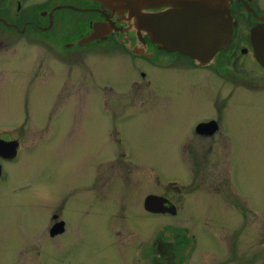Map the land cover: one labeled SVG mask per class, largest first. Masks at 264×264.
Returning <instances> with one entry per match:
<instances>
[{
    "label": "rangeland",
    "instance_id": "rangeland-1",
    "mask_svg": "<svg viewBox=\"0 0 264 264\" xmlns=\"http://www.w3.org/2000/svg\"><path fill=\"white\" fill-rule=\"evenodd\" d=\"M260 2L264 7V0ZM2 28L0 136L18 139L20 151L16 162L6 163L8 181L0 187V264H30L38 257L46 264L162 263L156 241L175 246L174 264H264V138L245 134L248 145L245 141L239 153H228L237 163L239 159L243 217L235 201L214 200L206 186L194 191L189 184V193L204 200L180 201L183 211L176 216L145 213L136 198L140 189L127 188L131 181L134 186L144 183V194L154 191L155 174H139L138 168L127 175L117 166L112 172L117 171L118 179L130 180L122 187L117 182L111 186V148L128 146L131 158L123 163L152 169L164 181L183 177L188 183V154L179 148L181 122L172 114L185 113L190 120L209 111L197 98L199 82L180 79L169 86L170 93L165 87L157 94L152 106L138 105L148 90L135 76L137 86L128 88L129 72H121L123 54L89 48L75 61L74 52L64 49L57 58L47 35L19 39ZM94 61L105 71L101 81L113 90L91 86ZM113 62H118L115 67ZM106 66L113 68L107 71ZM91 96L97 97L87 99ZM191 96L197 98L192 103ZM263 107L256 103L248 112L253 132L264 129ZM110 126L120 131V143L109 140ZM97 168L102 178L95 187L89 178ZM55 211L64 217L66 232L47 238L43 229L50 219L43 217ZM142 251L147 262L139 258Z\"/></svg>",
    "mask_w": 264,
    "mask_h": 264
},
{
    "label": "flooded vegetation",
    "instance_id": "flooded-vegetation-1",
    "mask_svg": "<svg viewBox=\"0 0 264 264\" xmlns=\"http://www.w3.org/2000/svg\"><path fill=\"white\" fill-rule=\"evenodd\" d=\"M128 1L131 3L123 5L118 0H42V2L0 0V26L11 34L12 32L16 33L19 39L33 40L38 38V33L47 35L44 38L48 41V46L53 47L49 50L55 55L59 54L56 56L57 58L63 55L64 49L74 52L75 56H73L74 54L72 56L75 57V61L83 59V52L89 48L90 51L105 52V54H123L126 63L121 62V67L124 69L121 72H129L128 75L126 74L127 82L129 81L128 88H132L133 85L137 86L138 81L133 79L135 76L136 79L139 77L138 80L140 79L143 87L148 90V96L141 97L138 105L152 106L157 94H160L165 87L167 93H170L169 86L176 85L180 79H188L194 85L199 82L202 90L201 95L197 98L204 102L206 110L209 111L201 112L198 117H192L190 120L186 119L185 113L178 114L174 111L172 114L175 119H179L181 122L178 129L181 131L182 143L179 148L181 154H188L185 174L189 173L188 166L190 170L189 182L185 183L186 178L183 177L164 181L152 169L137 166L131 162L123 163V161L130 160L131 155L128 146L119 144L116 151L112 148L110 151L115 159L109 162L110 175L113 173V179L110 177V185L114 186V182L123 183L116 184L122 187L130 180V176H127L129 180L122 177L118 179L117 171L112 172L113 169H117V166L125 169L122 171H125L123 174L127 173V175L133 174L134 170L139 168L138 173L144 172L146 176L147 173L155 174V176H151L153 179L151 185H153L154 191L144 194V183L142 186L135 183L136 186H134L131 181L127 188V190L131 187L140 189L136 198L143 202L142 209L145 213L176 216L180 211H183V202L201 200L202 197L198 194L191 195L189 193L190 189H186V185L189 184L194 191L199 186H206L207 194L214 200L235 201L238 205L239 217H243L241 214L243 206L240 203L242 198H240L239 159L237 163L236 159L230 157L228 153H239L244 148L245 141L248 145L249 139L243 137L245 134L248 136L259 134L258 136L264 138V129L260 128L259 131L255 129L254 132L251 130L250 123L252 121L248 113L256 103L264 106V63L257 59L251 39L252 28L264 25L262 3L260 0H231L229 2V13L232 19L230 39L226 47L220 49L210 61L199 64L190 56L178 51L158 48L149 34L139 32L133 27V24L131 25L132 20L136 23L133 18L134 13L142 15L147 12L162 11L168 7L167 5L149 7L152 3H142L137 0ZM90 37L93 39L85 41ZM57 51L59 53L56 54ZM118 62H113L114 67ZM111 68L113 67L106 66L105 70L109 71ZM101 70V64L94 61L91 86L99 89L100 84H103L104 87L113 90V87L106 86V83L101 81L100 74L102 76L105 73ZM130 79L133 81L130 82ZM218 81L221 83L220 88ZM124 94L126 92L122 95ZM95 97L97 96L87 99H96ZM186 97L179 98L184 100ZM124 98L130 101L128 96ZM197 98L191 96L190 103ZM132 104L135 105L133 102ZM107 105L104 104L103 109L109 114L110 110L105 108ZM239 113L245 114L244 118H241ZM111 115H114L112 111ZM111 121L110 118L109 122ZM108 133L110 141L120 143L118 129H113L110 126ZM0 141L3 143L16 142L15 155H11L12 157L8 155L5 148L0 149L1 187L8 181L6 163L17 161L20 143L18 139L12 137L0 136ZM203 170L206 171L205 177ZM101 176L98 168L94 169V173H91L89 179L92 183L94 182L95 187L98 182H101ZM181 179L183 182L177 181ZM176 182L178 186L169 187V183L175 184ZM150 195L159 197L161 200L160 212H151L146 209L145 199ZM48 216L50 223L48 225L47 222L43 229L45 237L56 238L64 234L67 228L64 217L55 211L43 217V220L45 221ZM156 242L157 249L164 259L162 263L156 262V264H174L175 246L161 241ZM153 247L155 248V246ZM143 254H145L144 251L139 258L146 259L147 262L148 258ZM166 261L167 263H165ZM30 264L46 263L42 257H38L32 259Z\"/></svg>",
    "mask_w": 264,
    "mask_h": 264
},
{
    "label": "water",
    "instance_id": "water-1",
    "mask_svg": "<svg viewBox=\"0 0 264 264\" xmlns=\"http://www.w3.org/2000/svg\"><path fill=\"white\" fill-rule=\"evenodd\" d=\"M130 4L128 0H118ZM152 3L149 7L168 6L165 10L133 14L136 23L131 25L139 32L150 35L158 48L178 51L188 55L199 64L210 61L215 54L226 47L231 35L232 19L229 13L231 0H137ZM1 20V18H0ZM93 37L85 41H89ZM257 59L264 63V25L251 30ZM16 142L3 143L9 156L15 155ZM11 156V157H12ZM159 197L148 196L145 206L151 212H160Z\"/></svg>",
    "mask_w": 264,
    "mask_h": 264
}]
</instances>
